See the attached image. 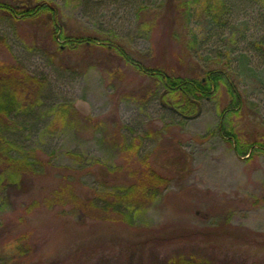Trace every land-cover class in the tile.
Listing matches in <instances>:
<instances>
[{
  "label": "rangeland",
  "instance_id": "1",
  "mask_svg": "<svg viewBox=\"0 0 264 264\" xmlns=\"http://www.w3.org/2000/svg\"><path fill=\"white\" fill-rule=\"evenodd\" d=\"M7 1L55 6L71 33L107 36L132 52H150L165 69L201 75L220 69L235 100L221 85L202 101L197 117L181 122L159 99L141 97L151 79L124 61H111L109 49L67 45L60 49V63L44 16L23 21L0 15V63L17 60L29 74L45 78L41 102L14 117L9 136L52 156L44 175H26L5 189L0 264H264V150L258 149L264 141V60L250 45L259 12L232 0L229 24L222 28L210 24L200 3L174 40L161 34L168 30L162 18L167 0H144L141 19L160 12L152 15L159 26L149 37L132 0H110L97 8L79 0ZM172 15L169 9L166 16ZM60 42L58 47L64 46ZM63 102L83 117L76 126L64 127L54 114L53 106ZM122 125L149 133L139 155L149 156L165 180L132 226L88 218L103 212L87 205L97 189L109 199L110 188L134 183L140 175L135 157L131 166L125 164ZM116 142L119 151L111 148ZM73 151L119 170L97 177L85 170L73 174L68 170L77 167L68 156ZM71 172L77 207L54 201L53 191Z\"/></svg>",
  "mask_w": 264,
  "mask_h": 264
},
{
  "label": "trees",
  "instance_id": "2",
  "mask_svg": "<svg viewBox=\"0 0 264 264\" xmlns=\"http://www.w3.org/2000/svg\"><path fill=\"white\" fill-rule=\"evenodd\" d=\"M79 1L87 7L97 8L100 4L110 0ZM133 1L138 4L137 16L141 19L143 13H146L144 0ZM243 2L253 6L261 17L260 20L258 19L260 21L258 27L256 26L257 34L250 41V45L252 46L251 51L258 56V59L264 60V0H243ZM200 3H202V9L209 18L210 24L222 28L228 26L229 19L227 16L232 12V0H167V11L164 12L162 18L164 22L167 20L168 30L163 29L161 34L167 33L174 40H179L180 34L177 31L181 29L180 25L188 15L194 13L195 5L198 6ZM169 9L173 13L170 18L166 16ZM163 11L164 9L161 12ZM156 13L160 12L157 11ZM147 14H149L148 11ZM0 15L12 20L23 21H31L35 17L44 16L52 33L51 41L56 45L57 57L54 58L60 59L61 50L65 49L67 45L73 49L80 46L109 49L112 52L110 53L111 61L114 59L124 61L123 63L135 69L136 72L138 71L151 79V85L144 87L146 89L142 88L145 91H142L141 97L150 96L159 99L163 108L173 116L178 117L181 122L197 117L202 110V101L215 96L221 85L226 86V92L230 95L231 100H235L234 92L229 86V78L222 70L217 68L207 70L202 75L198 73L182 74L178 73L176 69H165L155 65L154 57L151 56L150 52H132L124 47L121 42L107 36L100 38L95 34L77 29V32L73 34L60 18L59 10L43 1L37 2L33 6H27L24 2L17 6L7 0H0ZM152 15L150 16L151 20L146 18L140 20V26L143 27L148 37L156 29L155 25L158 24V22H154ZM58 38L62 40L60 43H63L64 46L58 47L60 40ZM59 61L60 63L63 62L61 59ZM44 79L43 76L36 77L29 74L17 60L12 63H0V204L2 205L5 204L3 201L8 185H18L26 175L42 176L52 167L50 159L52 156L48 155L46 151L38 147L18 144L9 136L15 130L14 117L21 112L32 109L34 105L41 102ZM52 110L58 119L64 121V127L76 126L83 119L71 102L58 103L53 106ZM121 128L123 131L120 132L125 140H122L121 146L116 142L111 148H116L119 151L120 146L121 150L126 152L125 164H129L128 161L135 157L138 166L136 172L140 175L135 177L134 183H119L110 188V191L113 190L110 192L112 196L109 199L104 195L101 196L102 193L106 194L103 190L97 189L87 205H90L91 208H100L103 212L99 216L93 215L88 216V218L115 225L124 223L132 226L138 222V213L145 210L157 199L161 183L165 180L156 174L151 166V161H149V156L141 157L139 155L143 141L150 138L149 133L138 134L126 125H122ZM258 149L259 151L264 150V141L258 143ZM244 151L246 152V150ZM238 153L242 152L238 151ZM68 156L77 166L75 169H68L72 170L73 174L85 170L97 177L103 170H108V173L119 170L116 167H114L115 169L109 167L102 160L94 159L81 152H69ZM131 165L132 163H130ZM72 172L67 178V182L59 184L58 188L53 191L56 199L54 201L63 205L73 204L77 207L81 203L76 199L73 192L71 181H73L74 176Z\"/></svg>",
  "mask_w": 264,
  "mask_h": 264
}]
</instances>
